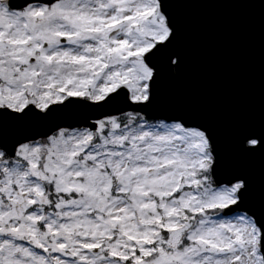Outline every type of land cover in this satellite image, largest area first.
I'll return each instance as SVG.
<instances>
[{"label":"snow or ice","instance_id":"6c2138e0","mask_svg":"<svg viewBox=\"0 0 264 264\" xmlns=\"http://www.w3.org/2000/svg\"><path fill=\"white\" fill-rule=\"evenodd\" d=\"M217 5L264 40V0H0V264H264V74L255 115L187 83Z\"/></svg>","mask_w":264,"mask_h":264},{"label":"water","instance_id":"95a60500","mask_svg":"<svg viewBox=\"0 0 264 264\" xmlns=\"http://www.w3.org/2000/svg\"><path fill=\"white\" fill-rule=\"evenodd\" d=\"M189 88L217 109L255 115L261 103L264 40L257 13L206 6L185 17Z\"/></svg>","mask_w":264,"mask_h":264}]
</instances>
